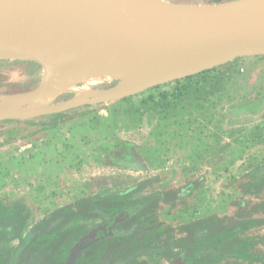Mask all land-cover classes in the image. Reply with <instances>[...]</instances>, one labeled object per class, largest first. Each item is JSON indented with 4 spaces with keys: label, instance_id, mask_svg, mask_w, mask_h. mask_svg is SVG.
I'll return each mask as SVG.
<instances>
[{
    "label": "rangeland",
    "instance_id": "obj_1",
    "mask_svg": "<svg viewBox=\"0 0 264 264\" xmlns=\"http://www.w3.org/2000/svg\"><path fill=\"white\" fill-rule=\"evenodd\" d=\"M161 1L193 5L230 0ZM87 53L85 48L70 62L65 72L73 82L42 109L76 113L75 117L48 129L37 116L31 121H0V203L12 207L11 219L27 218L24 232L80 199L130 188L138 196L177 190L174 205L161 202L157 208L168 227L166 235L172 237L180 236L188 222L209 215L231 219L243 210L240 202L248 205L246 210L252 201L264 199V194L244 195L241 188L249 168L264 163V127L257 128L264 120V56L241 57L223 65L230 77L217 85L214 94L183 95L160 112L151 103L136 104L132 111L129 104L116 103L151 87L116 99L99 96L122 80L104 70L85 71ZM43 76L39 62L1 61L0 102L32 92ZM165 84L162 91L181 87L174 81ZM251 100L261 104L255 112L241 108ZM151 178L150 184L137 187ZM252 216L263 219L264 213ZM248 234L264 251V222ZM6 241L0 240V246L6 247ZM9 243L16 246L19 239ZM148 260L150 264L176 261Z\"/></svg>",
    "mask_w": 264,
    "mask_h": 264
},
{
    "label": "trees",
    "instance_id": "obj_2",
    "mask_svg": "<svg viewBox=\"0 0 264 264\" xmlns=\"http://www.w3.org/2000/svg\"><path fill=\"white\" fill-rule=\"evenodd\" d=\"M222 66L175 80V84H181L175 92L162 91V85H157L123 97L116 103L129 104V111L134 110L136 104L151 103L153 110L161 112L163 105H171V101L183 95L214 94L217 85L230 77ZM260 105L251 100L241 108L255 112ZM75 116L76 113L56 112L36 118L40 119L44 129H48ZM13 120L24 121H0ZM263 127L264 120L257 128ZM152 181V178L147 179L137 187ZM241 188L244 195L262 197L264 163L249 168ZM176 192L159 190L138 196L135 189L130 188L97 199H80L75 206L47 214L27 232L23 226L27 218L11 219L12 207L0 203V240H7L6 247L0 246V264H150L148 258H181L184 264H264V251L256 247L258 242L248 234L264 222V218L252 216L264 213V199L252 201L246 210L244 206L248 205L240 202L243 210L231 219L209 215L188 222L181 227L180 236L173 234L172 237L166 235L165 228L168 227L159 218L157 208L161 202L174 205ZM90 220L95 223L89 226L84 222ZM14 238H18L19 243L11 246L8 242Z\"/></svg>",
    "mask_w": 264,
    "mask_h": 264
},
{
    "label": "water",
    "instance_id": "obj_3",
    "mask_svg": "<svg viewBox=\"0 0 264 264\" xmlns=\"http://www.w3.org/2000/svg\"><path fill=\"white\" fill-rule=\"evenodd\" d=\"M132 1L0 0V60L36 61L44 68L35 90L0 102V120L51 113L42 109L50 105L45 97L55 71L32 41L33 32L46 23L65 28L71 22L105 36L147 70L139 89L187 78L241 57L264 56V0L168 3L165 11ZM173 264L184 263L179 258Z\"/></svg>",
    "mask_w": 264,
    "mask_h": 264
},
{
    "label": "bare ground",
    "instance_id": "obj_4",
    "mask_svg": "<svg viewBox=\"0 0 264 264\" xmlns=\"http://www.w3.org/2000/svg\"><path fill=\"white\" fill-rule=\"evenodd\" d=\"M132 2L137 5L148 2L149 6L161 11L170 8L168 3L161 0H134ZM58 25L46 23L32 34L35 49L47 57L55 71V80L50 93L45 97L46 100L50 102L59 95L60 91L64 90V87L71 85L73 78L66 75L65 71L68 69L70 62L85 48L89 55V58H86L82 63L85 71L91 68L93 69L92 72L99 71L102 73L104 70L122 80L119 85L108 91L105 90V94L99 96L103 95V98L108 99L118 98L122 95L134 93L142 86L145 77L148 75L147 70L142 68L137 60L129 58L123 49L109 43L105 36L87 32L71 22L67 23L69 26L66 25L65 28Z\"/></svg>",
    "mask_w": 264,
    "mask_h": 264
}]
</instances>
